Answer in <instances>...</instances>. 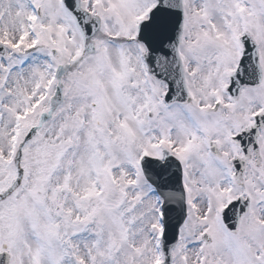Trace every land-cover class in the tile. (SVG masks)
Here are the masks:
<instances>
[{
    "label": "snow or ice",
    "instance_id": "obj_1",
    "mask_svg": "<svg viewBox=\"0 0 264 264\" xmlns=\"http://www.w3.org/2000/svg\"><path fill=\"white\" fill-rule=\"evenodd\" d=\"M0 264H264V0H0Z\"/></svg>",
    "mask_w": 264,
    "mask_h": 264
}]
</instances>
